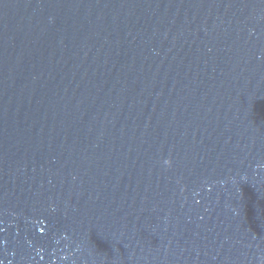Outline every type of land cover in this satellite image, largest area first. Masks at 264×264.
Segmentation results:
<instances>
[{"label": "water", "instance_id": "obj_1", "mask_svg": "<svg viewBox=\"0 0 264 264\" xmlns=\"http://www.w3.org/2000/svg\"><path fill=\"white\" fill-rule=\"evenodd\" d=\"M0 264H264V0H0Z\"/></svg>", "mask_w": 264, "mask_h": 264}]
</instances>
